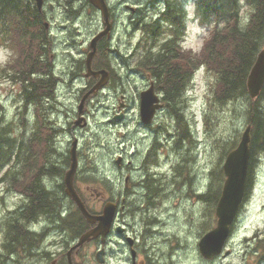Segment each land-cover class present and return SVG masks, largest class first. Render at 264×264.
<instances>
[{
	"label": "rangeland",
	"instance_id": "374dc122",
	"mask_svg": "<svg viewBox=\"0 0 264 264\" xmlns=\"http://www.w3.org/2000/svg\"><path fill=\"white\" fill-rule=\"evenodd\" d=\"M171 1L182 16L176 26V35L181 40L183 45L182 50L191 52V54L199 52L207 38L209 28L201 24L198 20L195 13L194 0ZM30 3L31 6H34L33 0H30ZM107 4L114 16V27L111 31L110 43L113 48H117L113 52L105 51L104 56L99 55L96 62L102 61L105 66L115 67V70L112 69L114 82L118 81L119 76L122 78L126 104L122 108L123 118L121 120L114 118V115L119 112L117 109L119 102L118 95L121 91L117 89L115 84H110L109 86L104 85L95 95L90 94L83 103L81 113L78 114L77 110L83 93L90 87V84H86L87 79L83 76L86 70L84 61L86 52L89 50V40L97 31L103 28L101 13L88 0H44L42 11L43 19L49 22L48 31L46 32L49 40V48L47 50V56L44 59H47L50 64L51 75L53 76V78L51 76L52 81L50 84H53V93L52 98H44L42 100L43 103H41L39 108L50 119L51 123L45 119L47 125H52L56 129L53 128L54 131H49L50 136H53L52 138L55 141L48 142V146H51L48 148L52 150L47 155L46 161L38 163V168L43 169V173L48 174L50 173L48 168L51 170L52 166L55 168L60 167L64 163L65 155L69 154L71 139L73 140L76 137L75 140L80 142L75 144L80 152L78 160L80 159L79 161H82L81 166H85V171L88 174V178L84 182L96 185L98 178L99 182H105L104 184H106L107 179L105 177L108 178L111 173L120 170L116 165V161H114L117 156L122 157V162L130 161V159L136 161L138 157L140 158L139 161L143 160L142 162L140 161V165L145 164L143 155H145L146 145L151 140L149 136L145 137V135L150 133L156 136L157 143L160 142L159 146L155 148V162L157 163V171L160 170L161 175L155 176V180L161 183L160 197H163L161 204L158 206V208L161 207V221L157 227L160 228V232L154 234L153 232L144 230V239L154 244V250L157 253L156 261H153V264H264V254L260 250L261 245L264 244V239L258 242L257 247L254 248L256 239L264 236V151L256 154L255 163L252 165L251 191L254 195L252 199L250 198L249 209L248 211L243 209L241 224L234 225L230 238L224 244L222 255L204 258L198 249L200 237L205 231L210 229L212 226L211 223H215V215H213L211 204L202 200L198 194L204 189H209V187L216 188L218 183L221 184L222 188L224 174L222 163L221 169L219 164L221 155L219 141L220 138H227L229 141L232 138L231 141L235 140L237 143L239 142L240 136L246 127V106L248 105L246 97H239V99H233L222 104L213 101L212 96L217 88L216 77L212 71L206 70L205 67L197 71L198 66L192 71L189 81L184 87L182 117L174 116L176 115L174 114L175 110L172 111L171 107L162 99L164 107L156 111L157 114L153 119L151 130H148L147 133L146 128L149 126L143 124L139 118L138 91L145 84H148V78L144 75L148 70L139 64V61H141L139 57L141 53L140 48H137V57H134L135 55L128 57V55L132 51L134 44L142 37V32L147 33L144 30V26L150 24L148 29L155 28L151 27V24L157 21L156 13L158 9L163 8V1L107 0ZM154 6L158 8L155 7L154 9ZM246 14L247 7L242 3L240 15L244 16ZM140 23H144L145 25H141ZM166 28H169L166 24H164V27L160 25V27L155 28L154 31L156 34L158 36L160 35L158 43L162 42L165 38H169L168 34L170 32ZM17 47L11 43L5 45L4 41L0 40V127L3 123L9 126L11 136L14 137L15 143H22V147H20L18 152L12 154L13 158L4 166L0 167V196L2 197L0 199L1 264H9V262L13 264L9 261L10 258L5 261L10 251H6L4 246L6 244L5 242L9 244L10 240L7 238L8 234L5 230L6 225L4 224L9 219H13V221L20 219L21 211L31 207L30 205H32V200L34 199V197L28 198L18 187L12 185V182L23 178V167H25L23 164L25 163L27 166L26 157L36 148L30 138L33 136L31 134H33V129L36 125L37 117L34 114L36 107L33 103L25 104V100L19 92L23 81L17 79L15 76L17 74L16 66L21 65L17 64L19 60V49ZM118 64L120 66V74L118 70L116 72V65ZM132 68L139 69L141 74L139 71H132ZM42 77H45V75ZM161 94L163 93L161 92ZM81 116L85 117L86 125H82L85 120ZM33 121H35L34 125ZM75 121L78 122L75 123ZM180 122L183 123L180 124ZM72 125V131L76 133L73 134L74 137L66 129ZM60 127L65 128V131H60ZM182 127L184 129L186 127V129L181 130ZM42 131L44 132V130ZM185 132L187 133L185 134ZM176 133L180 134L177 135ZM182 133L184 137H180L178 142V138ZM63 134L65 137H63ZM75 135L78 136V139ZM57 139L58 141H56ZM49 141H51V138ZM188 141L189 143H187ZM57 144L58 146H56ZM15 148L16 145H14ZM136 149L140 150L143 156L142 159L140 153L138 154L139 156L135 153ZM192 155L193 157H191ZM53 156L55 157L54 159ZM129 156L131 157L129 158ZM133 156L136 157L133 158ZM62 157L63 160L60 161ZM31 159L33 158L30 157L29 160ZM94 162L97 164H93ZM179 164L184 165L185 171L189 169V172L194 173L192 176L194 186L193 197L192 194L188 195L190 197H180L172 187V168ZM109 166L113 170H110L111 168ZM149 166H151L150 163ZM103 173L105 175L104 177L102 175ZM126 173L127 170L123 172V176ZM163 173H165L167 185L162 180ZM50 174L53 175L52 173ZM50 174L49 180H51V184L48 179H44V176L42 181L44 182L46 180L45 184L47 182L49 184V186L47 184V187L50 189H46L47 192L50 193L52 191L51 187H55V191L58 192L57 190L60 189L58 185L60 178L56 180ZM92 176L97 177H94V179ZM209 176L211 180H207ZM38 182L41 181L38 180ZM38 182H36L37 185L34 183V196H36L35 193H38L43 188V186L38 185ZM209 193L212 194L211 191ZM88 198L91 210H98L99 204L96 197L89 195ZM204 198L207 197L205 196ZM204 201L205 203L207 202L206 205H204ZM57 202L59 206H56L57 213H42L39 218L33 221V227L30 226V229L33 228L32 230L37 232L33 233L34 240H41L39 234L46 228H48L49 234L44 240V244L49 245L48 242L69 241L74 236H78L74 228H70L68 232V230L64 229L66 226H60V223L64 222L63 219H59L60 216L62 215V218H64L65 216L63 215L70 208L71 214L69 220H72L70 217L74 210L69 203L70 200L62 199ZM57 202L55 200L56 205ZM129 202L136 203L131 198L128 199ZM61 207L65 208L61 211ZM129 215L126 213L125 216L129 218L131 223L133 220L138 221L137 214ZM38 220H40V225ZM68 223H71V221ZM54 225L55 228H52ZM4 230L6 237L3 235L5 233ZM256 234H258L257 238L254 237ZM36 235L38 238H36ZM244 236H247V243L250 244L246 255L244 253L247 247L244 248L243 244L240 243V240L245 238ZM57 245L58 250L61 251L62 243ZM64 246L66 247L67 245L65 244ZM91 246L87 245L86 248L81 250L80 255L77 257L80 264H100L91 256L90 250L93 249ZM51 249L54 250V248ZM224 250L228 251V254H224ZM33 251L36 252V244ZM161 253L164 254V258L161 257ZM19 259L21 264H30L31 262L43 263L42 258L38 255H34V258H31L32 260ZM106 264H131L128 251L122 243L120 245L114 243L109 249V257L106 259Z\"/></svg>",
	"mask_w": 264,
	"mask_h": 264
},
{
	"label": "trees",
	"instance_id": "16d2710c",
	"mask_svg": "<svg viewBox=\"0 0 264 264\" xmlns=\"http://www.w3.org/2000/svg\"><path fill=\"white\" fill-rule=\"evenodd\" d=\"M165 1L169 8L170 6L176 8L175 5H171L170 0ZM242 3L247 7V14L244 16L240 15ZM30 4V0H0V40H3L5 45L11 43L16 47L18 46V59L20 60V63L18 60L17 64L21 65L16 66L15 69L17 74H15V76L17 79L23 81L19 92L21 97L25 100V104L33 103L36 107L34 114H36L37 119L36 125L33 129V137L31 139L33 144L35 143L34 145L36 148L31 151L32 155L29 153L28 157H26L27 166L23 162V165L25 166L23 167V178L12 182V185L18 187L19 190L24 191L27 195L30 194L27 187L28 178H32L33 184L35 183L36 185V182L39 180L37 170H40V168H38V163L46 161L47 155L50 152L47 141L51 138V142H54V139L52 138L53 136H49L48 139H46V135H51L48 130L53 131L54 127L52 125L50 127L46 124V120L50 121V119L47 118L44 112H41V109L39 108L41 103H43L42 100L44 98H52L51 86H53V84H50V81H52L50 79H52L53 76L51 75L49 61L44 59L47 56L49 40L46 34L47 31L43 27L44 19L42 11H38L35 5L31 6ZM194 4L198 20L201 24L209 28L207 38L199 52L191 54V52L185 51V53H183L184 51L181 49H176L177 52L172 51L174 55L172 52H150L149 55L148 53L146 55L147 59L143 60V64L140 65L151 73L156 84L162 85V87L159 88L163 93L162 99L168 105L170 104L169 106L171 109L173 108L172 110L176 109L175 114H178V117L181 116L180 112H182L183 109L184 87L188 83L192 71L198 66H203L206 70L212 71L216 77L217 88L212 96L213 101L222 104L233 99H239V97H246V102L248 104L246 106V125L250 126V156L246 183H251V169L256 154L264 151V83L259 94L252 99L248 95L246 82L248 73L254 64L259 51L264 47V0H194ZM176 13L179 21V10L176 9ZM163 18L165 19L166 17L163 16ZM151 25V27L157 28V24L152 23ZM148 27L147 25L144 27V30L147 33L155 32V28L148 29ZM172 44L173 41L169 39L164 45L171 47ZM106 49L107 44L105 40L98 44V52H100L101 56H104ZM150 54L153 55L150 56ZM155 56H158L159 58ZM96 65L98 64H95L94 62L95 68H97ZM43 75H45V77H42ZM159 79L161 81H159ZM34 122L35 121H33V125ZM42 130H44V132ZM10 131L9 126L4 125V123L1 125L0 167L8 163L13 158L12 154L17 153L20 147H22L21 142L15 143L14 137L11 136ZM43 135L45 137H43ZM231 140L232 138H230V141L227 138H220V169L223 158L237 143L235 140ZM14 145H16L15 149ZM30 157L33 159L29 160ZM66 161L68 162V158H66ZM31 171L32 173H30ZM42 192L48 194L47 190H42ZM214 193L219 195L220 188H216ZM44 194L41 198L34 197L31 206V208H33L22 210L18 222L13 221V219H9L6 222V227H8V231L6 229V232L11 234L7 235V238H9L11 244H7L5 250L7 249L11 251L10 249H12L13 242L16 243V247H19L24 240L25 235L29 234L28 231H24L21 234V231L24 228H27L26 224L23 225L20 223L22 221L21 218L27 223H33V219L35 221L36 218L40 216V213L44 212L46 214H52L57 210L55 199H52L50 193L48 195ZM217 195L215 200L216 198L218 199ZM36 199H40L41 202ZM35 200L39 202L38 205L35 203ZM46 205L50 206L47 207ZM37 206L42 207H39V209ZM34 209L35 211L32 212ZM49 209L50 211H47ZM27 210L29 211L28 213ZM36 210H38V213ZM78 212L76 210L75 214ZM32 214L36 217H33ZM79 214L74 215L73 213L71 216V223L74 222V224L68 223V225H74L78 229V226H80V230L74 228L78 233L82 232V229L87 225L86 219L81 213ZM78 217L80 218L78 219ZM62 219L64 222L60 225L64 226L65 222L66 224L69 222V218H61V220ZM82 220L84 221L83 223ZM32 237H34V235ZM31 239H33V244L37 242L34 238ZM24 249H26L25 246Z\"/></svg>",
	"mask_w": 264,
	"mask_h": 264
},
{
	"label": "flooded vegetation",
	"instance_id": "af4514ba",
	"mask_svg": "<svg viewBox=\"0 0 264 264\" xmlns=\"http://www.w3.org/2000/svg\"><path fill=\"white\" fill-rule=\"evenodd\" d=\"M161 1H163V5L164 6H163L162 9H158V15H159L158 17L161 19V21H160V24H157V25H159L158 27H160V25L164 27V24H166L169 27V28H166V30H168L170 32L168 34L169 38L168 39L165 38L162 42L158 43L160 35L158 36L155 32L154 33H144V32H142V37L138 40V42L136 44H134V47L132 48V51L128 55V57L133 56V55H135L134 57H137L138 54L136 53V51L138 50L137 48H140L141 49V53L139 54V57L141 58V61L139 62V64H143V60L147 59L146 55L149 52H153L154 51L153 53H156L157 50L160 51V52H164V53H166L167 51L168 52H172L173 50H174L173 52H177L178 49L182 50V48H183L181 40H179L177 38V35H176V26L179 23V21L177 19L176 8H174V7L172 8L171 6L169 8L168 5H167V2L165 0H161ZM170 2H171V5H173V2L171 0H170ZM50 8H51V5H50ZM159 13H161V14H159ZM163 16L166 17L167 19L166 18L164 19ZM181 18H182V16L180 14L179 20H181ZM110 19H111L112 24L114 25V16H113V12H112L111 9H110ZM113 25H112V28L114 27ZM48 27H47V30H48ZM141 29L143 30L142 27H141ZM110 37H111V33H110L109 36L103 37V38H101V39H99L97 41L96 53L94 54V56L92 58V67H93V70L106 69L107 70V80L105 81L104 84L106 86H109L110 84H115L117 89L121 90L119 95H118V101L119 102H118L117 109L119 110V112L114 115L115 119H118V118H116V116L121 115V118L118 119V120H121L123 118V110H122V108H124V105L126 104V101H125L126 95L123 92L124 84L122 82V78H121V76H119L118 77V81L114 82L113 81L112 69L115 70V67L112 66V68H111V66H105L102 61L96 62V59L100 55V52H98V44L99 43L104 42V40L106 41V44H107L106 52H108V51L109 52H113L117 48V47L113 48L112 44L110 43ZM157 38H158V40H157ZM169 39H171L173 41V44H172L171 47L168 46V45H164L165 43L168 42ZM159 48H160V50H159ZM183 53H185V51ZM94 62H96L95 64H98V65H96L97 68H95ZM117 70H118V73L120 74V66H119V64L116 65V72H117ZM132 71H134V72L139 71V73L141 74L139 69L136 70L135 68H132ZM144 75L147 76V78H148V84H145L143 86V88L139 89V91H138L139 103H140V95H141V93L143 91L148 90L152 86L153 92L158 95L159 103L162 104L161 108H163L164 107V104L162 102L163 95L161 94V91L159 89L160 84H156L155 83V79L152 77V75H151V73L149 71L146 72V74H144ZM83 76L87 79L86 84H90V87H91L93 84H96L98 82L99 78L101 77V74H98V75L94 76V75H91V74L90 75H85V73H84ZM96 93H97V91H96ZM95 94H92V95H95ZM156 114L157 113L155 112L153 114L152 119L149 122H146V123L141 120V117H140V114H139L140 121L143 124L149 126L148 128H146V132L147 133H148V130H151L153 119L156 117ZM81 117L83 118V120H85L82 125H86L85 117H83V116H81ZM75 123H77V121H75ZM72 126L66 128V129L72 134L71 136L73 137L74 133L72 131V128H73ZM62 129H63V131H65V128H62ZM146 136H149L151 140L146 145V150L149 153L145 150V153H146L144 155V162H145L144 165L145 166L144 165L143 166L140 165V161L141 160L139 161L138 157H137V160H136L138 162L136 163V161L131 160V159H130V162L129 161L122 162V157L121 156H117L115 161H116L117 167L120 170L117 171V172H114V175L111 173V176L109 178H107L106 184H104L102 182H98L96 185H92L91 183H85L84 182V180L88 178V174L85 171V168L81 166L82 163L78 160L80 152L75 148L76 146L73 145L74 142L76 144V140L73 139V140H71L72 142H70L71 145H70V149H69V154L71 153V150L73 149L74 152H75L76 158H77V165H76V168H75V170L73 172V175H72V185H73L74 191L79 196L81 201L82 202L84 201V203H85L84 205L85 206L87 204H89V198H88L89 195L90 196L94 195L96 197V200H97V202L99 204V209L92 211L90 205H87L88 208L86 207L89 211L91 210V213H93V214H100L101 210H102V207H103L104 203H106V202L110 203L113 206V209H114L113 218H112V221H111L109 232H108V234L106 236V239H104L103 242H102V239H101L100 235H98V236H90L89 239L85 240L81 245H79L78 247H74V245L78 241L79 237L83 233H85V232L89 231L90 229H92L97 223V221H95L93 223H89L87 221V225H85V228L82 229V232H80V234L75 232L76 234H79V235L78 236H74L69 241H64V242L60 241V242H53V243L48 242L49 245L44 244V240L47 238V235L49 234V230L47 228H46L47 230L46 229L42 230V232L39 234L40 237H41L40 238L41 240H37V242H36V252H34L33 249L35 247H34V244L32 243L33 241L30 238H32L33 233H35L36 231L34 232V230H32V229L30 230L29 227L32 226V223L31 224L30 223H26L25 221H23V218H21L22 221L20 223L23 224V225L26 224V226H27V228H24L21 231V234L24 231H28L30 237L28 236V234L25 235V238L22 241L21 246L17 247V248L15 246L16 243L14 242L15 245L14 244L12 245V249H11V251L9 253V256H7L5 261L7 259L11 258V263L21 264V262L19 261V258L22 257L21 258L22 260L31 259V258L33 259L34 255H39L40 258H42V260H43L42 264H45L46 262H47L46 264H49V263L50 264H68L69 259L72 261V264H80L78 262V260H77V257H78V255H80L81 250L86 248L87 245H92L91 247H93V249L90 250L91 256L95 257L96 252L99 249H103L104 262L102 264H106V259L109 257V249L113 246L114 243L119 244V245L122 243V245H124L125 248L128 251V256H129L131 264H153V261L154 262L156 261L157 253L154 250V247H155L154 244L153 243H149L147 241V239H144V230L145 231H149V232H153L154 234H156L157 232H160V228H157L158 227L157 225H159V222L161 221V219H160L161 207L158 208V206L161 204V201L163 200V197H160V195H161V191H160L161 183L155 180L156 179L155 176L161 175L160 170L157 171V168H156L157 163L155 162V159H156L155 148H157L159 146L158 144L160 142L156 143V139H157L156 136H154V135H152L150 133L145 135V137ZM180 137H183V134H181L179 136L178 141L180 140ZM155 144H156V146H155ZM149 145H151L152 147L151 146L149 147ZM148 148L150 150L153 149V151L151 152L150 150H148ZM138 152H140V150L136 149L135 153L137 155L139 154ZM69 154L68 155L66 154L65 157H64V158H68V162H66V159H65L64 163H62L60 165V168L58 167L60 170L58 168L51 167V171H53V172H50V173H53V175H51V176L55 177L56 179H58V177L60 178V181H59V184H58L59 188H60V191L58 189L57 190L58 192L56 193V191H54L55 187H53L54 188V189L52 188L53 189L52 190L53 193L50 192L51 196L53 195L52 196L53 199H55L57 201H61L62 199L70 200V198H71L67 194L66 187H65L66 172L70 168V164H71V154L70 155ZM140 154H141V152H140ZM130 157L131 156H129V158ZM135 157L136 156H133V158H135ZM142 157L143 156L141 155V158ZM133 162H134V164H133ZM148 162L149 163L151 162L150 163L151 166L148 165L149 164ZM124 164H126V165H124ZM136 164H137V166H136ZM65 165H68V166L66 167ZM134 165H135V167H134ZM123 166H124V168H123ZM52 168H53V170H52ZM64 168H67V169H64ZM121 170H123V171H121ZM125 170H127V173L123 176L122 172H124ZM136 170H138V171H136ZM132 172L134 173L133 175H132ZM30 173H32V171ZM37 174H39V180L41 181V182L38 183V185L46 187L47 185L45 184V181L44 182L42 181V178H43V176H45V178L46 179L48 178V180H49L50 176L48 174H44L41 169L37 172ZM46 175H47V177H46ZM190 176L191 177L193 176L192 173L189 172V169H186V171H185V167L182 164H179L178 166L172 168L171 184H172V187L174 188V190L177 191V193L180 195V197H185V196L190 197V196H188L189 194H192V197L194 196L193 177L191 178ZM111 178H112L113 181L111 180ZM108 179H110V180H108ZM162 180H163L165 185L168 184L165 181V173H163ZM49 181H50V184H51L52 183L51 180H49ZM223 181H224V176H223ZM246 184L244 186V191L245 190L246 191L244 192V195H243V198L241 200V203L239 204V208H238L237 214H236L233 222L230 225L229 238H230V236L232 234V229H233L234 225H240L241 224V219H242L241 217H242L243 209H246L248 211V209H249L248 207H249V204H250V198L252 199L253 195H254V193L251 191V183L248 182ZM33 186H34V184H33L32 178H28L27 187H28V190H29L30 194L27 195V194H25L24 191H22L28 198H30V197L41 198V197H43L42 196L43 194H41L42 190L45 191L46 189H48V190L50 189L48 187L43 188V189L41 188L39 190V192L35 194L36 196H34V194H33L34 193L33 192L34 187ZM216 188H220V190H221V184L218 183ZM216 188L209 187V189H207V190L204 189L201 193L198 194L201 199H203L205 196L207 197V199L205 198V201L207 200V202H209L211 204L213 215H215V208H216L218 199L220 197V194L217 195V193H214ZM188 191H190V193H188ZM209 191H211L212 194H214V195L209 193ZM45 194L48 195L47 193H45ZM58 195H60V197ZM216 195L218 197V199L216 198L217 201L215 200ZM165 197H167V196H165ZM1 198L2 197L0 196V199ZM129 198H131L133 202L137 201V203H138V202L141 201L140 202L141 204L138 203L139 204L138 205L137 203H132V204H131V202L128 203V199ZM210 198L211 199L213 198V199L211 200ZM213 200H215V201H213ZM70 201H71L70 204L73 207V210L76 208L74 210V212H76L77 206H76V204H74L75 202L72 200V198H71ZM147 201L149 203H147ZM212 201H213V203H212ZM145 203L149 204V205H145ZM151 203H154V204L151 205ZM134 204H136V205L134 206ZM144 206H146V207H144ZM150 206H151V209H150ZM61 209H63V207H61ZM134 211H135V213H134ZM126 213H128V216H130L129 214H134V215L137 214L136 216L139 218L138 221L133 220V222L131 223L129 218L127 216H125ZM70 214H71V211L67 210L66 214L64 216L68 219ZM60 218H62V215H61ZM153 219L155 220V222H154ZM142 223H144V224H142ZM211 225L212 226L210 227V229L213 228L216 225V216H215V223H213V224L211 223ZM70 228H71V225L70 226L68 225L64 229H66V230L68 229L69 230ZM31 233H32V235H30ZM257 236H258V234L254 235L255 238H257ZM28 237H29V240H30L29 242H28ZM244 237L245 238H243V240H240V243L243 244L244 248L247 247L245 249L246 251L244 253V255H246V252H248V248H249L250 244L247 243V241H248L246 239L247 236H244ZM115 238H117V239L115 240ZM25 239H27V240L25 241ZM263 239H264V236L262 238H257L254 248H256L257 247V243L260 242V241H263ZM69 242H70V244H69ZM23 243H25V246H26V249H25L26 253L24 251V244ZM60 243H62L61 251L58 250V245H57V244H60ZM27 244L29 245V247H27ZM65 244L67 245L66 247L64 246ZM40 246L42 247L41 249H40ZM4 248H5V246H4ZM47 248H48V250H47ZM51 248H55V249L52 250ZM260 250H261V252H263L262 254H264V244L261 245ZM51 251H52V253H51ZM18 252H20V253H18ZM23 253L26 256H24ZM31 254H33V255H31ZM17 255H19V256H17ZM44 255L47 258H45ZM48 255H49V257H48ZM52 255H53V257H52ZM140 255H142L141 258H140ZM220 255H222V254H220ZM29 256L31 258H28ZM161 257L164 258V254L163 253H161ZM12 258L15 259V260H13ZM26 264H28V263H26ZM30 264H39V263H37V262H33L32 263L31 262Z\"/></svg>",
	"mask_w": 264,
	"mask_h": 264
},
{
	"label": "water",
	"instance_id": "95a60500",
	"mask_svg": "<svg viewBox=\"0 0 264 264\" xmlns=\"http://www.w3.org/2000/svg\"><path fill=\"white\" fill-rule=\"evenodd\" d=\"M38 9H41L43 0H34ZM96 9H98L103 18L104 28L97 32L90 40L89 47L90 51L86 57V75H98L101 74L99 81L88 90L81 98L78 112L82 111L83 103L86 97L91 93H95L97 89L101 88L105 81L107 80V72L105 70L93 71L91 69V59L96 50V43L99 38L109 33L111 28V22L109 21V12L106 0H88ZM264 83V47L259 51L257 58L251 67L248 76H247V91L251 98L256 97ZM162 105L159 103L158 96L153 92L152 86L143 91L140 95V105H139V114L143 122H148L151 120L153 113L156 109L160 108ZM116 118H121V115L116 116ZM78 122V121H77ZM250 142V126L247 125L243 130L240 140L235 148L230 150L224 158L222 169L224 172V182L221 190V195L218 199L215 214L217 216L216 226L205 233L198 242V249L202 256L210 258L213 255H217L221 252L223 244L226 238L229 235L230 224L232 223L239 204L242 200L244 194V185L247 175V167L250 156L249 149ZM72 153V162L69 170L66 172L65 176V185L67 194L75 201L78 208L84 217L90 221H97L95 227L91 230L83 233L75 246L81 245L85 240L89 239L90 236L101 235L102 242L109 230L112 218H113V206L110 203H105L102 213L93 215L90 214L83 202L75 193L72 187V175L75 170L77 161L73 149ZM228 253V251H226ZM103 250L100 249L96 253V260L98 262H103ZM69 264L71 260L69 259Z\"/></svg>",
	"mask_w": 264,
	"mask_h": 264
},
{
	"label": "bare ground",
	"instance_id": "6f19581e",
	"mask_svg": "<svg viewBox=\"0 0 264 264\" xmlns=\"http://www.w3.org/2000/svg\"><path fill=\"white\" fill-rule=\"evenodd\" d=\"M151 4H152V3H151ZM155 7H157V6H154V9H155ZM143 8H144V7H143ZM143 8H142V9H143ZM157 8H158V7H157ZM145 11H146V9H145ZM147 11H148V10H147ZM151 11H152V10H151ZM149 12H150V11H149ZM152 12H155V11H152ZM159 12H160V11H159ZM139 13H140V12H139ZM144 13H145V12H144ZM133 14H134V13H133ZM133 14H132V15H133ZM149 14H150V13H149ZM149 14H148V15H149ZM159 14H161V13H159ZM137 15H139V14H137ZM141 15H142V13H141ZM155 15H156V14H155ZM128 16H129V15H128ZM135 16H136V15H135ZM158 16H159V15H158ZM147 17H148V16H147ZM130 19H131V18H130ZM130 19H128V20H130ZM149 19H150V18H149ZM134 20H135V19H134ZM138 20H139V19H138ZM142 20H143V19H142ZM149 21H150V20H149ZM127 22H128V21H127ZM134 22H136V21H134ZM142 22H143V21H142ZM130 23H131V22H130ZM145 23H146V20H145ZM148 23H149V22H148ZM148 23H147V24H148ZM134 24H135V23H134ZM137 24H138V23H137ZM140 24L142 25V24H144V23H140ZM129 25H130V24H129ZM148 25H149V24H148ZM148 25H147V27H148ZM135 26H136V25H135ZM143 26H144V25H143ZM145 26H146V25H145ZM145 26H144V27H145ZM138 27H139V25H138ZM39 31H40V30H39ZM39 33H41V32H39ZM39 35H40V34H39ZM41 35H42V34H41ZM35 37H36V36H35ZM37 38H38V37H37ZM39 38H40V37H39ZM162 47H163V46H162ZM162 47H161V48H162ZM166 48H167V47H166ZM152 49H153V48H152ZM152 49H151V50H152ZM164 49H165V48H164ZM151 50H150V51H151ZM159 50H160V48H159ZM162 50H163V49H162ZM166 50H167V49H166ZM172 50H173V49H172ZM155 51H156V50H155ZM169 51H170V50H169ZM173 51H174V50H173ZM153 52H154V51H153ZM153 52H151V53H153ZM157 52H158V50H157ZM167 52H168V51H167ZM149 53H150V52H149ZM149 53H148V55H149ZM158 53H160V52H158ZM161 54H162V53H161ZM161 54H160V55H161ZM163 54H164V53H163ZM151 55H153V54H150V56H151ZM169 55H170V54H169ZM173 55H174V53H173ZM173 55H172V56H173ZM152 57H153V56H152ZM155 57H158V56H155ZM118 58H119V57H118ZM125 58H126V57H125ZM158 58H159V57H158ZM121 59H122V58H121ZM170 61H171V59H170ZM171 63H172V61H171ZM172 64H173V63H172ZM174 65H175V64H174ZM77 67H78V66H77ZM74 70H75V68H74ZM76 71H77V70H76ZM160 78H161V77H160ZM50 80H52V79H50ZM159 81H161V80L159 79ZM165 81H166V80H165ZM50 82H51V81H50ZM163 84H164V82H163ZM51 85H52V84H51ZM51 87H52V86H51ZM182 87H183V86H182ZM52 88H53V87H52ZM182 89H183V88H182ZM51 90H52V89H51ZM52 93H53V92H52ZM237 98H238V97H237ZM174 104H175V103H174ZM242 104H243V103H242ZM169 105H170V104H169ZM176 105H177V103H176ZM243 105H244V104H243ZM177 106H178V105H177ZM238 107H239V105H238ZM178 108H179V107H178ZM178 108H177V110H178ZM243 108H244V106H243ZM172 109H173V108H172ZM174 110H176V109H174ZM174 110H172V111H174ZM182 111H183V110H182ZM240 111H241V110H240ZM234 112H235V111H234ZM236 112H237V111H236ZM173 113H174V112H173ZM177 113H178V112H177ZM181 113H182V112H180V115H181ZM240 113H241V112H240ZM174 114H175V113H174ZM243 114H244V113H243ZM177 115H178V114H176V115H174V116H177ZM181 117H182V116H181ZM242 117H243V116H242ZM175 118H176V117H175ZM177 118H178V117H177ZM245 119H246V118H245ZM51 120H52V119H51ZM57 120H58V119H57ZM107 120H108V119H107ZM107 120H106V121H107ZM179 120H180V119H179ZM183 120H184V119H183ZM183 120H182V121H183ZM48 121H49V120H48ZM55 121H56V120H55ZM58 121H59V120H58ZM175 121H176V120H175ZM177 121H178V120H177ZM49 122H50V121H49ZM50 123H51V122H50ZM108 123H109V122H108ZM181 123H183V122H180V124H181ZM43 124H44V123H43ZM46 124H47V122H46ZM46 124H45V125H46ZM57 124H58V123H57ZM59 124H60V123H59ZM177 125H178V124H177ZM177 125H176V126H177ZM55 126H56V125H55ZM62 126H63V125H62ZM108 126H109V125H108ZM173 126H174V125H173ZM176 126H175V127H176ZM179 126H181V125H179ZM184 126H185V125H184ZM50 127H51V126H50ZM58 127H59V126H58ZM66 127H68V126H66ZM72 127H73V126H72ZM76 127H77V126H76ZM46 128H47V126H46ZM54 128H55V127H54ZM60 128H61V127H60ZM60 128H59V129H60ZM62 128H63V127H62ZM62 128H61L60 131L63 130ZM85 128H86V127H85ZM180 128H181V127H180ZM49 129H50V128H49ZM55 129H56V128H55ZM76 129H77V128H76ZM80 129H81V128H80ZM174 129H175V128H174ZM177 129H178V128H177ZM185 129H186V127H185ZM185 129L182 127L181 130H185ZM187 129H188V128H187ZM48 131H50V130H48ZM53 131H54V130H53ZM67 131H68V130H67ZM175 131L177 132V130H175ZM179 131H180V129H179ZM38 132H39V131H38ZM67 133H68V132H67ZM186 133H187V132H185V134H186ZM47 134H48V132H47ZM49 134H50V133H49ZM58 134H59V133H58ZM70 134H71V133H70ZM74 134H76V133L74 132ZM174 134H175V133H174ZM176 134H177V133H176ZM178 134H180V133H178ZM178 134H177V135H178ZM182 134H183V133H182ZM185 134H184V135H185ZM188 134H189V133H188ZM31 135H33V134H31ZM37 135H38V134H37ZM71 135H72V134H71ZM49 136H50V135H49ZM49 136L46 135V137H47L46 139H48ZM58 136H59V135H58ZM60 136H61V135H60ZM75 136H77V135H75ZM32 137H33V136H32ZM32 137H30V138L32 139ZM43 137H45V136L43 135ZM63 137H65L64 134H63ZM63 137H61V138H63ZM67 137H69V136H67ZM73 137H74V136H73ZM183 137H184V136H183ZM28 138H29V137H28ZM34 138H35V137H34ZM55 138H56V137H55ZM75 138H76V137H75ZM75 138H74V139H75ZM188 138H190V137H188ZM188 138H187V140H188ZM53 139H54V138H53ZM77 139H78V136H77ZM182 139H183V138H182ZM44 140H45V138H44ZM68 140H69V139H68ZM71 140H72V139H71ZM28 141H29V140H28ZM33 141H34V140H33ZM54 141H55V140H54ZM56 141H58V139H57ZM45 142H46V141H45ZM45 142H44V143H45ZM48 142L50 143L51 141H47V143H48ZM62 142H63V140H62ZM65 142H66V141H65ZM77 142H78V141L76 140V143H77ZM178 142H179V141H178ZM49 143H48V144H49ZM59 143H60V142H59ZM78 143H80V142H78ZM107 143H108V142H107ZM156 143H157V142H156ZM187 143H189V141H188ZM187 143H186V144H187ZM190 143H191V142H190ZM34 144H35V143H34ZM45 144H46V143H45ZM62 144H63V143H62ZM64 144H65V143H64ZM150 144H151V143H150ZM153 144H154V143H153ZM178 144H179V143H178ZM59 145H60V144H59ZM158 145H159V144H158ZM174 145H176V144H174ZM42 146H44V145H42ZM56 146H58V144H57ZM63 146H65V145H63ZM150 146H151V145H149V147H150ZM155 146H156V144H155ZM180 146H181V145H180ZM189 146H190V145H189ZM29 147H30V146H29ZM45 147H46V145H45ZM50 147H51V146H50ZM50 147H49V148H50ZM77 147H78V146H77ZM151 147H152V146H151ZM153 147H154V146H153ZM187 147H188V146H187ZM46 148H47V147H46ZM52 148H54V147H52ZM75 148H76V147H75ZM178 148H179V147H178ZM57 149H58V148H57ZM64 149H65V148H64ZM67 149H69V148H67ZM76 149H77V148H76ZM38 150H39V149H38ZM50 150H52V149H50ZM60 150H61V149H60ZM77 150H78V149H77ZM145 150H146V149H145ZM148 150H150V149L148 148ZM54 151H55V150H54ZM57 151H58V150H57ZM57 151H56V152H57ZM146 151H147V150H146ZM150 151L152 152L153 149L150 150ZM27 152H28V151H27ZM42 152H44V151H42ZM42 152H40V153H42ZM47 152H48V151H47ZM50 152H51V151H50ZM147 152H148V151H147ZM190 152H191V150H190ZM35 153H36V152H35ZM53 153H54V152H53ZM60 153H61V152H60ZM138 153H140V152H138ZM143 153H144V152H143ZM148 153H149V152H148ZM26 154H27V153H26ZM48 154H49V153H48ZM145 154H146V153H145ZM179 154H180V153H179ZM31 155H32V153H31ZM42 155H43V154H42ZM51 155H52V154H51ZM55 155H56V154H55ZM59 155H60V154H59ZM67 155H68V154H67ZM69 155H70V154H69ZM77 155H78V154H77ZM141 155H142V154H141ZM141 155H140V156H141ZM150 155H151V154H150ZM177 155H178V154H177ZM39 156H40V155H39ZM62 156H63V155H62ZM138 156H139V155H138ZM143 156H144V155H143ZM27 157H28V155H27ZM67 157H68V156H67ZM145 157H146V156H145ZM191 157H193V155H192ZM54 158H55V157L53 156V159H54ZM58 158H59V157H58ZM65 159H66V158H65ZM65 159H64V160H65ZM139 159H140V158H138V160H139ZM141 159H142V158H141ZM62 160H63V157H62V159L60 158V161H62ZM79 160H80V159H79ZM151 160H152V159H151ZM188 160H189V159H188ZM255 160H256V159H255ZM114 161H115V160H114ZM127 161H128V160H127ZM142 161H143V160H142ZM142 161H141V162H142ZM149 161H150V160H149ZM55 162H56V161H55ZM66 162H67V161H66ZM80 162H82V161H80ZM83 162H84V161H83ZM129 162H130V161H129ZM137 162H138V161H136V163H137ZM184 162H185V161H184ZM148 163H149V162H148ZM150 163H151V162H150ZM182 163H183V162H182ZM254 163H255V162H254ZM91 164H92V163H91ZM93 164H97V163L94 162ZM99 164H100V163H99ZM103 164H104V162H103ZM103 164H102V165H103ZM110 164H111V163H110ZM122 164H123V163H122ZM131 164H132V163H131ZM133 164H134V162H133ZM108 165H109V164H108ZM116 165H117V164H116ZM124 165H126V164H124ZM129 165H130V164H129ZM143 165H144V163H143ZM143 165H142V166H143ZM148 165H149V164H148ZM65 166L67 167L68 165H65ZM110 166H111V165H110ZM110 166H109V167H110ZM136 166H137V164H136ZM144 166H145V165H144ZM52 167H54V166H52ZM84 167H85V166H84ZM90 167H91V166H90ZM98 167H99V166H98ZM106 167H107V166H106ZM134 167H135V165H134ZM139 167H140V166H139ZM139 167H138V168H139ZM59 168H60V167H59ZM59 168H58V169H59ZM95 168H96V167H95ZM110 168H111V167H110ZM123 168H124V166H123ZM129 168H130V167H129ZM145 168H146V167H145ZM64 169H67V168H64ZM90 169H92V168H90ZM96 169H97V168H96ZM98 169H99V168H98ZM104 169H105V168H104ZM107 169H108V167H107ZM121 169H122V168H121ZM36 170H37V169H36ZM42 170H43V169H42ZM52 170H53V168H52ZM59 170H60V169H59ZM101 170L103 171V169H101ZM108 170H109V169H108ZM110 170H113V169L111 168ZM115 170H116V169H115ZM48 171L53 172V171L49 170V168H48ZM121 171H123V170H121ZM131 171H132V170H131ZM214 171H216V170H214ZM35 172H36V171H35ZM37 172H38V170H37ZM43 172H44V171H43ZM45 172H46V171H45ZM54 172H55V171H54ZM109 172H111V171H109ZM109 172H108V173H109ZM113 172H114V171H113ZM55 173H56V172H55ZM96 173H97V172H96ZM98 173H99V172H98ZM100 173H101V172H100ZM122 173H123V172H122ZM190 173H191V172H190ZM216 173H217V172H216ZM44 174H45V173H44ZM49 174H50V173H48V175H49ZM52 174H53V173H52ZM58 174H59V173H58ZM109 174H110V173H109ZM109 174H108V175H109ZM112 174L114 175V173H112ZM193 174H194V173H193ZM193 174H192V175H193ZM213 174H214V173H213ZM38 175H39V174H38ZM42 175H43V174H42ZM50 175H51V174H50ZM97 175H98V174H97ZM102 175H103V177L105 176L104 173H103ZM113 175H112V176H113ZM196 175H198V174H196ZM214 175H215V174H214ZM34 176H35V175H34ZM110 176H111V175H110ZM115 176H116V175H115ZM121 176H122V175H121ZM216 176H217V175H216ZM32 177H33V176H32ZM44 177H45V176H44ZM44 177H43V178H44ZM46 177H47V175H46ZM92 177H93V176H92ZM94 177H97V176H94ZM94 177H93V178H94ZM190 177H191V176H190ZM197 177H198V176H197ZM35 178H36V177H35ZM52 178H53V177H52ZM58 178H59V177H58ZM101 178H102V177H101ZM101 178H100V179H101ZM108 178H109V177H108ZM120 178H121V177H120ZM191 178H192V177H191ZM191 178H190V179H191ZM194 178H195V177H194ZM208 178H209V179H207V180H211V179H210V178H211L210 176H209ZM212 178H213V176H212ZM44 179H46V178H44ZM47 179H48V178H47ZM91 179H92V178H91ZM94 179H95V178H94ZM105 179H107V178L105 177ZM117 179H118V178H117ZM121 179H122V178H121ZM196 179H197V178H196ZM56 180H57V179H56ZM102 180H103V179H102ZM108 180H110V179H108ZM111 180H112V178H111ZM115 180H116V179H115ZM213 180H214V179H213ZM216 180H217V177H216ZM44 181H46V180H44ZM52 181H53V180H52ZM58 181H59V180H58ZM89 181H90V180H89ZM92 181H93V180H92ZM95 181H96V180H95ZM95 181H94V182H95ZM106 181H107V180H106ZM112 181H113V180H112ZM178 181H179V180H178ZM195 181H196V180H195ZM37 182H38V181H37ZM90 182H91V181H90ZM96 182H99V181H98V178H97V181H96ZM207 182H208V181H207ZM207 182H206V183H207ZM209 182H211V181H209ZM212 182H213V181H212ZM38 183H39V182H38ZM104 183H105V182H104ZM216 183H217V182H216ZM47 184H48V182H47ZM47 184H46V185H47ZM36 185H37V184H36ZM42 185H43V184H42ZM53 185H54V184H53ZM53 185H52V186H53ZM8 186H9V185H8ZM48 186H49V184H48ZM54 186H55V185H54ZM33 187H34V186H33ZM44 187H45V186H44ZM44 187H43V188H44ZM46 187H47V186H46ZM46 187H45V188H46ZM62 187H63V186H62ZM39 188H41V187H39ZM39 188H38V189H39ZM43 188H42V189H43ZM48 188H49V187H48ZM52 188H53V187H51V190L54 189V188H53V189H52ZM32 189H33V188H32ZM62 189H63V188H62ZM62 189H61V190H62ZM54 191H55V189H54ZM59 191H60V189H59ZM51 192H52V191H51ZM61 192H62V191H61ZM42 193H43V192H42ZM52 193H53V192H52ZM56 193H57V192H56ZM163 193H164V192H163ZM35 194H36V193H35ZM43 194H44V193H43ZM48 194H49V192H48ZM38 195H39V194H38ZM44 195H46V194H44ZM50 195H51V194H50ZM64 195H65V194H64ZM212 195H214V194H212ZM52 196H53V195H52ZM52 196H51V197H52ZM58 196L60 197V195H58ZM54 197H55V196H54ZM68 197H69V196H68ZM36 198H37V197H36ZM203 199L205 200V198H203ZM203 199H202V200H203ZM206 199H207V198H206ZM210 199H211V198H210ZM212 199H213V198H212ZM212 199H211V200H212ZM36 200H37V201H40V199H39V200L36 199ZM36 200H35V203H37V205H38L39 202H37ZM60 200H61V199H60ZM70 200H71V198H70ZM211 200H210V201H211ZM56 201H57V200H56ZM151 201H152V200H151ZM157 201H158V200H157ZM183 201H184V200H183ZM206 201H207V200H206ZM213 201H214V200H213ZM213 201H212V203H213ZM40 202H41V201H40ZM65 202H66V201H65ZM140 202H141V201H140ZM140 202H138V203H140ZM33 203H34V202H33ZM45 203H46V202H45ZM48 203H49V202H48ZM48 203H47V204H48ZM59 203H60V202H59ZM69 203H71V201H70ZM83 203H84V201H83ZM87 203H88V202H87ZM136 203H137V201H136ZM138 203H137V204H138ZM147 203H149V202L147 201ZM155 203H156V202H155ZM204 203H205V201H204ZM206 203H207V202H206ZM206 203H205L204 205H206ZM208 203H209V202H208ZM52 204H53V203H52ZM61 204H62V203H61ZM64 204L66 205V203H64ZM72 204H73V203H72ZM74 204H75V203H74ZM84 204H85V203H84ZM131 204H132V203H131ZM140 204H141V203H140ZM152 204H154V203H151V205H152ZM29 205H30V204H29ZM29 205H28V206H29ZM33 205H35V204H33ZM55 205H56V204H55ZM65 205H64V206H65ZM87 205H89V204H87ZM87 205H86V207H87ZM135 205H136V204H134V206H135ZM138 205H139V204H138ZM145 205H149V204H146V203H145ZM30 206H32V205H30ZM43 206H44V205H43ZM46 206H47V205H46ZM48 206H50V205H48ZM48 206H47V207H48ZM56 206H58V205H56ZM61 206H62V205H61ZM134 206H133V207H134ZM208 206H209V205H208ZM34 207H35V206H34ZM37 207H38V206H37ZM39 207L41 208L42 206H39ZM39 207H38V208H39ZM53 207H54V206H53ZM58 207H59V206H58ZM138 207H139V206H138ZM144 207H146V206H144ZM148 207H149V206H148ZM28 208H31V207H28ZM32 208H33V207H32ZM32 208H31V209H32ZM40 208H39V209H40ZM63 208H65V207H63ZM68 208H69V207H68ZM87 208H88V207H87ZM47 209H48V208H47ZM50 209H51V208H50ZM50 209L47 210V211H50ZM75 209H76V208H75ZM75 209H74V210H75ZM132 209H133V208H132ZM145 209H146V208H145ZM150 209H151V206H150ZM28 210H29V209H28ZM28 210H27V213L30 211V210H29V211H28ZM70 210H71V208H70ZM136 210H137V209H136ZM140 210H141V209H140ZM34 211H35V209H34L32 212H34ZM36 211H37V213H38V210H36ZM43 211H44V210H43ZM45 211H46V210H45ZM61 211H62V209H61ZM78 211H79V210L77 209V212H78ZM30 212H31V211H30ZM39 212H40V211H39ZM55 212H56V211H55ZM90 212H91V210H90ZM35 213H36V212H35ZM42 213H44V212H42ZM42 213H40V214H42ZM51 213H52V211H51ZM60 213H62V212H60ZM73 213H74V215H75V212H73ZM79 213H80V212H78V213H76V214H79ZM134 213H135V211H134ZM29 214H30V213H29ZM40 214H39V215H40ZM92 214H93V213H92ZM189 214H190V213H189ZM32 215H33V217L35 216L34 214H32ZM190 215H191V214H190ZM193 215H194V214H193ZM55 216H56V215H55ZM63 216H64V215H63ZM79 216H80V214H79ZM35 217H36V216H35ZM47 217H48V216H47ZM60 217H61V216H60ZM73 217H74V216H73ZM81 217H82V215H81ZM141 217H142V216H141ZM37 218H39V217H37ZM37 218H36V219H37ZM45 218H46V217H45ZM65 218H66V217H65ZM79 218H80V217H78V219H79ZM24 219H26V218H24ZM55 219H56V218H55ZM60 219H61V218H60ZM71 219H72V217H71ZM76 219H77V218H76ZM76 219H75V220H76ZM146 219H147V218H146ZM18 220H19V219H18ZM18 220H17V222H18ZM68 220H69V219H68ZM73 220H74V219H73ZM148 220H149V219H148ZM153 220H154V219H153ZM30 221H31V220H30ZM33 221H34V219H33ZM38 221H39V225H40V220H38ZM70 221H72V220H69V222H70ZM143 221H144V220H143ZM146 221H147V220H146ZM50 222H52V221H50ZM59 222H60V221H59ZM61 222H62V221H61ZM75 222H76V221H75ZM78 222H79V221H78ZM80 222H81V221H80ZM83 222H84V221L82 220V223H83ZM147 222H148V221H147ZM154 222H155V220H154ZM36 223H37V222H36ZM48 223H49V221H48ZM72 223L74 224V222H72ZM72 223H71V224H72ZM89 223H90V222H89ZM148 223H149V222H148ZM8 224H9V223H8ZM13 224H14V223H13ZM16 224H17V223H16ZM16 224H15V226H16ZM41 224H42V222H41ZM49 224H50V223H49ZM51 224H52V223H51ZM60 224H61V223H60ZM76 224H77V222H76ZM79 224H81V223H79ZM142 224H144V223H142ZM4 225H6V224H4ZM35 225H36V224H35ZM52 225H53V224H52ZM52 225H50V226H52ZM65 225H68V222H67V224H66V222H65ZM65 225H64V226H65ZM153 225H154V224H153ZM0 226H1V225H0ZM37 226H38V224H37ZM50 226H49V227H50ZM60 226H61V225H60ZM62 226H63V225H62ZM69 226H70V225H69ZM73 226H74V225H73ZM142 226H143V225H142ZM146 226H147V225H146ZM157 226H158V225H157ZM3 227H4V226H3ZM10 227H11V226H10ZM32 227H33V226H32ZM58 227H59V226H58ZM78 227H79V229H78L77 227L74 226L75 229L77 228L76 230H80V226H78ZM7 228H8V227H6L5 230H6ZM11 228H12V227H11ZM29 228H31V227H29ZM39 228H40V227H39ZM39 228H38V229H39ZM52 228H55V225H54V227H52ZM71 228H73V227L71 226ZM144 228H145V227H144ZM147 228H148V227H147ZM147 228H146V229H147ZM13 229H14V228H13ZM32 229H33V228H32ZM47 229H48V228H47ZM47 229H46V230H47ZM0 230H1V229H0ZM5 230H4V232H5ZM30 230H31V229H30ZM36 230H37V229H36ZM67 230H68V229H67ZM69 230H70V229H69ZM69 230H68V232H69ZM7 231H8V229H7ZM52 231H53V230H52ZM10 232H11V231H10ZM34 232H35V231H34ZM75 232H76V231H75ZM79 232H80V231H79ZM35 233H36V232H35ZM77 233H78V232H77ZM4 234H5V233H3V235H4ZM7 234H8V233H7ZM79 234H80V233H79ZM79 234H77V235H79ZM8 235H11V234H8ZM30 235H32V233H31ZM51 235H52V234H51ZM4 236H5V235H4ZM4 236H3V237H4ZM12 236H13V235H12ZM22 236H23V235H22ZM28 236H29V234H28ZM68 236H69V235H68ZM5 237H6V236H5ZM23 237H24V236H23ZM29 237H30V236H29ZM29 237H28V242L30 241V240H29ZM50 237H51V236H50ZM15 238H16V237H15ZM15 238H10V239H15ZM24 238H25V237H24ZM32 238H34V237H32ZM36 238H38L37 235H36ZM36 238H35V239H36ZM30 239H31V238H30ZM51 239H52V237H51ZM8 240H9V238H8ZM22 240H23V238H22ZM26 240H27V239H25V241H26ZM31 240H33V239H31ZM64 240H66V239H64ZM6 241H7V239H6ZM16 241H17V240H16ZM19 241H20V240H19ZM35 241H36V240H35ZM5 243H6L5 246H7V242H5ZM8 243H9V242H8ZM19 243H20V242H19ZM21 243H22V242H21ZM26 243H27V242H26ZM32 243H33V242H32ZM10 244H11V243H10ZM13 244L15 245L14 242H13ZM17 244H18V243H17ZM23 244H24V246H25V243H23ZM35 244H36V243H34V245H35ZM69 244H70V242H69ZM139 244H140V243H139ZM31 245H32V244H31ZM47 245H48V244H47ZM47 245H46V246H47ZM15 246H16V245H15ZM17 246H19V245H17ZM20 246H21V245H20ZM20 246H19V247H20ZM9 247H10V245H9ZM27 247H29L28 244H27ZM40 247H41V246H40ZM49 247H50V246H49ZM16 248H17V247H16ZM16 248H15V249H16ZM25 248H26V246H25ZM143 248H144V247H143ZM13 249H14V248H13ZM54 249H55V248H54ZM10 250H11V249H10ZM21 250H22V249H21ZM24 250H25V249H24ZM47 250H48V248H47ZM50 250H51V249H50ZM50 250H49V251H50ZM52 250H53V249H52ZM65 250H66V249H65ZM3 251H4V250H3ZM6 251H7V249H6ZM15 251H16V250H15ZM15 251H14V252H15ZM8 252H9V250H8ZM8 252H7V253H8ZM20 252H21V251H20ZM20 252H18V253H20ZM29 252H30V251H29ZM29 252H28V253H29ZM54 252H55V251H54ZM4 253H5V252H4ZM25 253H26V251H25ZM51 253H52V252H51ZM15 254H16V253H15ZM48 254H49V253H48ZM3 255H4V254H3ZM20 255H21V254H20ZM23 255H24V253H23ZM31 255H33V254H31ZM57 255H58V254H57ZM152 255H153V254H152ZM5 256H6V255H5ZM10 256H11V255H10ZM12 256H13V255H12ZM17 256H19V255H17ZM24 256H26V255H24ZM38 256H39V255H38ZM1 257H2V256H1ZM39 257H40V256H39ZM44 257L47 258L45 255H44ZM48 257H49V255H48ZM52 257H53V255H52ZM150 257H151V256H150ZM3 258H4V257H3ZM5 258H6V257H5ZM14 258H15V257H14ZM17 258H18V257H17ZM21 258H22V257H21ZM28 258H31V257L29 256ZM1 259H2V258H1ZM10 259H11V258H10ZM10 259H9V261H11ZM12 259H13V258H12ZM52 259H53V258H52ZM154 259H155V258H154ZM13 260H15V259H13ZM17 260H18V259H17ZM17 260H16V261H17ZM19 260H20V259H19ZM27 260H29V259H27ZM31 260H32V259H31ZM42 261H43V260H42ZM46 261H47V260H46ZM49 261H50V260H49ZM13 262H14V261H13ZM151 262H152V261H151ZM15 263H16V262H15ZM46 263H47V262H46ZM46 263H45V264H46ZM0 264H1V263H0ZM9 264H10V262H9ZM13 264H14V263H13ZM49 264H50V263H49ZM154 264H155V263H154Z\"/></svg>",
	"mask_w": 264,
	"mask_h": 264
}]
</instances>
